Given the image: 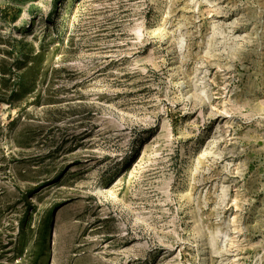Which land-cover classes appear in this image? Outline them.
I'll use <instances>...</instances> for the list:
<instances>
[{
	"label": "rangeland",
	"instance_id": "obj_1",
	"mask_svg": "<svg viewBox=\"0 0 264 264\" xmlns=\"http://www.w3.org/2000/svg\"><path fill=\"white\" fill-rule=\"evenodd\" d=\"M0 264H264V0H0Z\"/></svg>",
	"mask_w": 264,
	"mask_h": 264
}]
</instances>
